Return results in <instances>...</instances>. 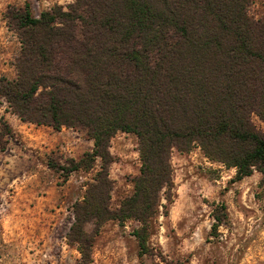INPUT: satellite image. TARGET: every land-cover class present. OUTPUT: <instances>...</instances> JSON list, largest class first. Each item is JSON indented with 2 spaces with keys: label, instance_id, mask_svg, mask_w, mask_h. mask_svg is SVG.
<instances>
[{
  "label": "trees",
  "instance_id": "16d2710c",
  "mask_svg": "<svg viewBox=\"0 0 264 264\" xmlns=\"http://www.w3.org/2000/svg\"><path fill=\"white\" fill-rule=\"evenodd\" d=\"M251 0H76L38 17L26 0L14 17L22 51L18 77H0V96L23 121L86 130L93 149L70 171L101 164L67 233L92 261L97 225L111 219L133 230L140 256L156 228L162 199L175 196L172 152L199 146L204 155L236 168L235 181L262 174L264 185V17L248 13ZM139 139L140 174L134 191L111 209V139ZM54 167L53 164H49ZM213 209L217 229L226 205Z\"/></svg>",
  "mask_w": 264,
  "mask_h": 264
},
{
  "label": "rangeland",
  "instance_id": "374dc122",
  "mask_svg": "<svg viewBox=\"0 0 264 264\" xmlns=\"http://www.w3.org/2000/svg\"><path fill=\"white\" fill-rule=\"evenodd\" d=\"M75 1L29 0L35 17L56 4L66 8ZM25 2L3 0L0 7L9 27L3 42L0 38V74L3 72L10 80L18 77L16 62L22 51L14 17L23 12ZM248 13L255 19L263 18L264 0H251ZM0 108V114L5 116L12 111L4 96H0ZM252 118L264 130V123L256 113ZM1 128L6 129L3 117ZM73 130L77 141L72 148L59 147L41 157L40 184L33 198H24L27 206L22 207L23 199H15V192H11L17 184L24 186V181L3 180L0 264H78L80 252L69 243L67 233L75 218L74 204L82 200L101 159L91 169L70 171L71 160L79 161L94 146L86 130ZM109 149L113 156L109 166V204L114 210L133 193V179L140 174L139 139L133 133L119 131L111 139ZM48 163L54 167H47ZM172 165L174 200L162 199L165 207H160L156 228L148 242L149 252L139 254V243L133 234L140 225L138 221L131 219L120 224L111 219L100 225L89 222L84 225L85 231L94 236L89 264H264L262 174L255 171L235 181L236 168L208 159L199 146L190 152L174 148ZM214 203H224L227 213L226 222L217 229L213 228Z\"/></svg>",
  "mask_w": 264,
  "mask_h": 264
},
{
  "label": "crops",
  "instance_id": "0c3cea01",
  "mask_svg": "<svg viewBox=\"0 0 264 264\" xmlns=\"http://www.w3.org/2000/svg\"><path fill=\"white\" fill-rule=\"evenodd\" d=\"M2 2L3 0H0V7ZM8 31L7 20L0 11L1 42L4 41V35ZM3 74L1 72L0 77L6 76ZM2 99L4 98L2 97ZM1 117L5 120L6 129H0V186L4 183L3 180L8 182L24 181V186L17 184L11 191L15 192L13 195L15 199L20 197L24 201V198H33L38 191L37 185L40 184L41 175L39 163H43L41 157L52 153L59 147L72 148L71 145L77 141L75 139L76 131L68 127L57 130L50 125H38L23 121L12 111H9L6 116L0 114ZM46 166L48 167L49 163ZM21 206H27V202L24 201Z\"/></svg>",
  "mask_w": 264,
  "mask_h": 264
}]
</instances>
